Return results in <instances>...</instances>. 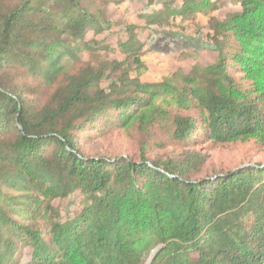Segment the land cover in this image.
Masks as SVG:
<instances>
[{
	"label": "trees",
	"instance_id": "obj_1",
	"mask_svg": "<svg viewBox=\"0 0 264 264\" xmlns=\"http://www.w3.org/2000/svg\"><path fill=\"white\" fill-rule=\"evenodd\" d=\"M125 0H0V264H264V164L199 176L206 158L148 149L264 138V0L210 16L207 65L146 81L137 26L117 49L94 36ZM185 0L147 17L169 24L218 9ZM169 17V18H168ZM89 59L83 58V53ZM126 131L142 157L83 150ZM79 191L77 214L55 200Z\"/></svg>",
	"mask_w": 264,
	"mask_h": 264
},
{
	"label": "rangeland",
	"instance_id": "obj_2",
	"mask_svg": "<svg viewBox=\"0 0 264 264\" xmlns=\"http://www.w3.org/2000/svg\"><path fill=\"white\" fill-rule=\"evenodd\" d=\"M184 1L125 0L110 3L111 28L96 36L90 32L88 38L95 37L108 47L102 51L105 58L121 59L123 54L117 46L127 35L126 24L136 25L139 39L144 43L143 59L149 68L143 76L146 81H159L178 68L189 71L195 64L212 63L217 54L200 45L208 40L210 16L222 19L230 12L240 11L242 7L237 0H214L219 7L208 15L198 12L184 19L178 16L175 20L170 18L169 24L164 22L162 25L151 24L146 20L148 16L163 11L168 6H182ZM82 56L85 60L89 59L86 52ZM82 145L84 152L99 156L123 155L135 160L142 157L139 142L126 131L92 136ZM185 151H198L205 156L206 164L199 176L247 165L264 164V138L261 137L240 138L224 143L204 141L192 147L148 149L145 154L149 159L161 157L166 160L173 157L179 160ZM82 200V194L77 191L68 198L55 200V205L59 207L63 217H67L79 212Z\"/></svg>",
	"mask_w": 264,
	"mask_h": 264
},
{
	"label": "water",
	"instance_id": "obj_3",
	"mask_svg": "<svg viewBox=\"0 0 264 264\" xmlns=\"http://www.w3.org/2000/svg\"><path fill=\"white\" fill-rule=\"evenodd\" d=\"M160 248H161V246H159L158 248H156V249L152 252V254H151V256H150V258H149L147 264H150V263H151V261L153 260L155 254L160 250Z\"/></svg>",
	"mask_w": 264,
	"mask_h": 264
}]
</instances>
